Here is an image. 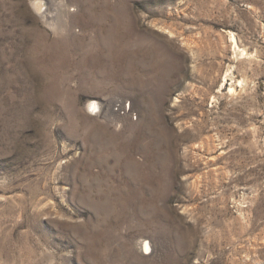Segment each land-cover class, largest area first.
I'll use <instances>...</instances> for the list:
<instances>
[{
    "label": "rangeland",
    "instance_id": "374dc122",
    "mask_svg": "<svg viewBox=\"0 0 264 264\" xmlns=\"http://www.w3.org/2000/svg\"><path fill=\"white\" fill-rule=\"evenodd\" d=\"M0 264H264V0H0Z\"/></svg>",
    "mask_w": 264,
    "mask_h": 264
},
{
    "label": "bare ground",
    "instance_id": "6f19581e",
    "mask_svg": "<svg viewBox=\"0 0 264 264\" xmlns=\"http://www.w3.org/2000/svg\"><path fill=\"white\" fill-rule=\"evenodd\" d=\"M43 8H44V3H42V2H38V3L36 4V9H37L40 13L44 11ZM46 15H47V14H44V15H42V16H44L45 18H47L48 15H47V16H46ZM230 38H231L232 45L234 46V52H235L236 54H239L242 58H246V57L249 55V53H248V51H247L246 49H242V50H240V46H239L238 40H237V38H236V35L233 34V33H231ZM228 76H229V74L227 73L226 76H225V78H224V81H225V82L227 81ZM244 83H245V81H240L241 86H243ZM224 84H225V83H224ZM235 92H236V88L232 85V86H231V89H230V93H231V94H235ZM95 109H96V105H92V110H95ZM144 249L148 250V243L145 245Z\"/></svg>",
    "mask_w": 264,
    "mask_h": 264
}]
</instances>
